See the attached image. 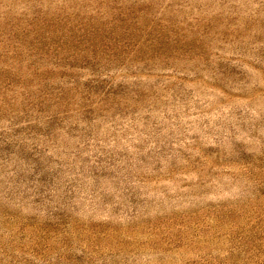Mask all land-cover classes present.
Wrapping results in <instances>:
<instances>
[{
  "label": "rangeland",
  "instance_id": "374dc122",
  "mask_svg": "<svg viewBox=\"0 0 264 264\" xmlns=\"http://www.w3.org/2000/svg\"><path fill=\"white\" fill-rule=\"evenodd\" d=\"M0 264H264V0H0Z\"/></svg>",
  "mask_w": 264,
  "mask_h": 264
}]
</instances>
